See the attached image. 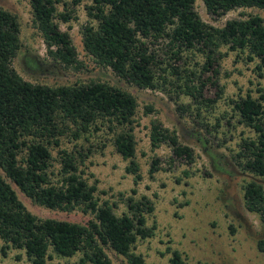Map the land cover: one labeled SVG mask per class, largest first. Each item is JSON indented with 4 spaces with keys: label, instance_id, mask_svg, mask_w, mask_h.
I'll use <instances>...</instances> for the list:
<instances>
[{
    "label": "trees",
    "instance_id": "1",
    "mask_svg": "<svg viewBox=\"0 0 264 264\" xmlns=\"http://www.w3.org/2000/svg\"><path fill=\"white\" fill-rule=\"evenodd\" d=\"M64 0H29L33 23L43 34L47 53L66 68L79 64L78 54L68 32H62L56 18L67 22L68 13L58 14L57 4ZM197 0H92L88 6L90 24L83 27L86 52L101 66L111 68L122 80L139 89L158 90L157 69L163 61L152 48L165 41L166 55L176 63L185 52L204 54L203 71L219 70L222 48L245 62L257 63L264 77V19L258 15L227 21L223 27L204 22L196 10ZM207 13L220 19L239 9L264 10V0H202ZM82 0H73L78 5ZM65 6L70 4L65 3ZM18 16L0 9V252L23 253L30 264H49L56 258L79 256L75 264H113L107 250L126 257L131 264H145L133 252L136 244L155 236L147 215L155 210L147 197L136 200L137 189L124 201L127 211L116 212L117 203L97 197L99 180L87 175L88 160L106 145L98 147L91 137L98 132L110 134L115 151L127 163L126 172L134 176L137 187L143 180L137 161L136 129L139 103L122 88L104 82L51 87L26 81L13 68L22 49ZM183 80L184 93L196 103L216 104L205 98L204 81L196 82V72L166 64ZM167 71V69H164ZM183 74H186L184 77ZM218 85L217 80L212 82ZM259 96L240 95L229 101L237 123L253 135L243 137L236 153L237 164L253 181L244 186L247 210L260 217L264 225V88ZM153 111L146 107V114ZM218 119L217 127H222ZM231 121H227L230 126ZM153 151L168 145L176 158L195 162L194 150L183 145L177 133L154 121L150 129ZM65 140L71 149L62 148ZM58 150V156L53 152ZM102 152V151H101ZM59 166V167H58ZM161 170L160 160L152 159L151 178ZM16 186L33 204L51 210H80L93 218L85 225L56 219H41L20 200ZM123 197L124 195L121 194ZM264 254V237L257 241ZM171 264H186L177 250ZM20 261L22 255H16Z\"/></svg>",
    "mask_w": 264,
    "mask_h": 264
},
{
    "label": "rangeland",
    "instance_id": "2",
    "mask_svg": "<svg viewBox=\"0 0 264 264\" xmlns=\"http://www.w3.org/2000/svg\"><path fill=\"white\" fill-rule=\"evenodd\" d=\"M72 3L73 0H64L57 4L58 14L73 10L67 22L59 15L56 18L61 31L70 34L78 54L79 64L66 68L47 53L43 34L33 23L29 0H0V9L17 15L21 24L23 46L13 61V68L33 84L58 87L98 81L122 88L137 98L140 125L136 129L137 161L143 180L137 187L134 185V176L126 172L128 163L116 153L109 142L112 136L107 132L95 133L90 138L98 147L103 144L106 147L88 160L86 170L87 175H95L91 182L99 180L97 197L101 203H117L119 215L128 210L124 200L133 195L134 188L137 189L136 200L147 197L154 204L155 210L147 215V220L148 226L156 227L155 236L139 241L133 252L142 256L145 264H171L169 249L179 251L186 264H264V254L257 248L258 239L264 237V225L257 214L247 210L244 200V186L254 179L241 170L236 160L241 139L253 133L237 123L228 105L231 99L249 92L259 96L258 89L264 88V77H260L257 63L240 60L235 53L222 48L214 65L219 74L214 76L212 68L202 69L207 61L204 54L185 52L183 60L176 63L169 60L168 45L162 41L152 46L165 63L156 71L159 88L139 89L120 79L111 68L101 66L86 52L82 30L93 21L88 12L92 0H82L78 5ZM196 10L204 22L215 27L248 15L264 19V10L260 9H239L217 19L207 13L202 0L196 1ZM166 64L179 65L184 72H196L197 84L199 80L206 84L205 98L215 99L220 94L218 86L222 87V98L213 105L194 102L184 93L183 80ZM216 80L218 85L212 83ZM146 107H152L153 111L146 114ZM218 119H223L220 128ZM154 121L175 131L180 142L194 150L193 164L176 158L168 145L152 150L149 135ZM227 121H231L230 126ZM62 148L71 149L72 144L65 140ZM57 152L55 150L53 155L58 156ZM153 158L160 160L161 170L151 178L149 170ZM258 181L264 185V180ZM14 188L27 209L41 219L85 225L93 218L80 210L64 212L37 206L16 186ZM3 244L0 240V249ZM107 253L113 264H131L113 250ZM18 254L22 255L20 261L15 258ZM78 259L79 256L56 258L49 264H75ZM0 264L30 262L23 253L11 250L8 257L0 252Z\"/></svg>",
    "mask_w": 264,
    "mask_h": 264
}]
</instances>
